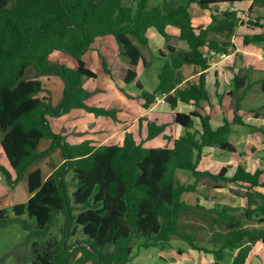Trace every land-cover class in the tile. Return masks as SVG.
Segmentation results:
<instances>
[{
    "label": "trees",
    "instance_id": "1",
    "mask_svg": "<svg viewBox=\"0 0 264 264\" xmlns=\"http://www.w3.org/2000/svg\"><path fill=\"white\" fill-rule=\"evenodd\" d=\"M0 0V146L16 179L43 154L60 149L61 161L47 176L39 168L27 172L25 201L0 207V228L11 220L19 221L28 233L26 241L44 236L63 216L60 239H48L40 246L32 244L33 259L30 264H124L135 257L133 245L138 247L171 246L173 237L185 241L190 248L211 253L213 264H246L253 246L264 243V188L261 179L264 168L251 172L238 164L231 175L229 166L217 173L200 171L198 164L203 148L217 146L229 152L237 151L230 137L232 123L240 122L234 115L231 121L216 128L209 116L200 112V102L209 99L202 72L197 81L187 80L183 85L182 67L198 65L207 69L208 52L227 53L233 48L231 41L237 24L234 10L211 13V23L195 26L189 11L191 3L209 8L222 2L241 0ZM264 3V0H253ZM251 6L249 7V10ZM240 23L249 28L263 29L244 34L243 43H264V15L244 16ZM178 28L177 37L186 44L185 49L166 45L167 59L151 90H140L135 98L142 109L155 103L162 95L174 109L179 101L194 105L189 113L174 112L173 120L184 128V133L172 139L171 146L146 147L137 141L131 131H125L118 143L93 144L91 139L69 143L53 130L49 121L73 108H84L96 115L117 119L118 108L88 106V95L81 83L82 77H95L85 66L82 55L98 37L112 35L125 65L124 84L135 81L140 61H146L133 39L142 46L148 45L147 30L152 27L165 39L168 26ZM212 31H222L223 38H212ZM63 50L76 59L70 67L59 61H50L49 54ZM158 53L164 55L163 50ZM102 66L111 74L107 62L100 55ZM34 69L38 74H55L63 80L62 96L55 105L45 95H39L44 84L27 76ZM35 75V76H36ZM234 77L235 89L239 86ZM124 91V89H121ZM236 109H238L236 107ZM193 117H198L200 130L195 128ZM142 118H139L141 121ZM166 123L149 121L146 137L162 134ZM44 137L50 144L37 152ZM189 173L193 180L183 182L177 172ZM0 172L12 185L8 170L0 165ZM72 174L73 190L69 189L67 174ZM207 175L225 183L245 188L246 206L242 214L223 205L215 212L214 222L223 225V231H214L211 246L200 244L191 231L181 225L182 215L191 207L182 199L184 192H194L201 176ZM201 207V206H197ZM23 214L33 218L28 222ZM244 220H256L262 226H247ZM79 230L84 236L78 246L68 243V238ZM180 252V251H179ZM264 264V262H263Z\"/></svg>",
    "mask_w": 264,
    "mask_h": 264
},
{
    "label": "rangeland",
    "instance_id": "2",
    "mask_svg": "<svg viewBox=\"0 0 264 264\" xmlns=\"http://www.w3.org/2000/svg\"><path fill=\"white\" fill-rule=\"evenodd\" d=\"M123 1L125 3L131 2L130 0ZM151 1L157 2L158 0ZM256 8L263 10L264 4H256ZM196 14L199 16H206L207 11L196 12L194 13V16ZM242 18H244V15L240 14L237 24H240L239 20H242ZM211 35L215 38H219L223 37L224 34L212 31ZM148 38L149 44L147 46H142L133 39V42L143 54L147 66H143L142 63H140L137 69L136 80L128 85L123 83L125 67L123 58L119 54L118 44L115 38L112 35H107L95 39L91 45V49L87 50L82 55V60L85 63V66L95 73V77H82L81 85L88 92V95L85 98L86 105L104 108H111L113 106H122L126 108L127 106H131L133 110L137 109L138 112L143 111L138 103V99L135 98L140 92L136 86V81H139L145 90L151 91L156 85L157 74L163 62L167 59L166 53H164V55L158 53L160 48L158 46L159 43L157 38H161V35L149 28ZM162 40L163 43L165 42L161 47L162 50L166 49V45L169 42L177 43L175 39L169 37L166 39L163 38ZM247 50L248 54L244 55L241 60L244 65H248L249 63V65L253 67L251 73L255 77H259V72L256 70L255 65L260 67L264 65V60L261 59L264 55V43H252L247 47ZM258 54H260L261 58H259ZM100 55H102L107 62V67L111 74L105 72ZM49 60L53 62L59 61L70 67H75L77 64L76 59L63 50L51 52L49 54ZM36 74L37 73L34 69H30L27 72V76H33L44 84L45 89L39 95H45L48 97V101L51 104H57L62 96L64 85L62 78L55 74ZM120 88H123L124 91ZM263 104L264 89H257L256 106H261ZM261 112L264 114V109H261ZM123 114H127V112L124 111ZM109 120L115 125L114 121L108 116L96 115L84 108H75L69 112L63 113L59 117H52L49 119L53 130L63 135L69 143L87 139L88 136H90V139H93V144L95 145L111 142L120 143L122 141V132L120 128L123 126H118L119 129L117 130L119 131L114 136L108 138L112 134V130L106 125L111 124ZM149 121V118H144L142 120L145 131L146 124ZM118 123L120 122L118 121ZM262 125H264V123ZM241 129L243 130V135L235 131L232 133V137L237 141L242 137H246L245 133L252 130L246 126H241ZM159 140H162V138L158 137L155 140L149 141L146 146L155 147L156 145H159L157 144ZM49 144L50 139L44 137L39 142L36 149L37 152H43L48 148ZM225 152L228 156L231 155L229 151L225 150ZM60 161L61 153L60 149L57 148L50 154H43V156L34 162L27 171H24L20 178L16 179V173L14 169L9 166L0 147V165L8 170L11 180L14 181L13 184L10 185L4 177V174L0 172V183L4 187V191L0 189V207L8 208L9 216L14 218L9 203L11 201L12 203L25 201L29 196L26 180L27 172L31 169L39 168L41 174L45 176L58 166ZM177 173L181 181H192V176L189 173L183 171ZM67 180L69 183V189L73 190L74 185L71 173L67 174ZM201 181L205 183L204 187L200 184L203 191L202 193H205V195L213 194L216 196L215 199L211 202L210 206L206 205L197 207L200 206L198 202L194 200L197 192H184L181 197L184 201L188 202L191 207L182 215L180 222L185 231H191L194 233L196 240L199 241L200 244L210 247L212 245L210 241L212 240V234L214 231L224 230L223 225H218L214 222V218L217 214L211 210H220V208L225 205L232 208L230 211L231 213L237 215L242 214L246 206V196L244 188L228 185L222 180L213 179L207 175H203ZM214 185H221L220 187H223V189H221V191H215ZM204 202H207L206 198L204 199ZM21 218L28 222L34 221L33 218L28 217L27 214H23ZM62 223L63 216L57 215L56 222L50 227L46 235L35 236L26 241V235L28 232L22 228L19 221L11 220L7 225L0 228V264H30L33 259V251L31 249L32 244L35 243V246H40V244L48 239H60L62 236ZM244 224L249 227L263 225L256 220H244ZM83 238L84 236L77 229L67 241L70 245L75 247L80 245ZM141 240L142 239H136L135 244L133 245V253L135 254V257L124 264H213L214 262V257L211 253L194 250L190 248L185 241L176 237L172 238L171 246L166 247H138V243L141 242ZM181 253L183 254L182 257L178 255ZM255 254H257L258 258L256 256L253 257L255 260L253 262L254 264L260 262L261 259L264 258V245L261 246ZM84 264L92 263L87 261ZM220 264H223V262H220Z\"/></svg>",
    "mask_w": 264,
    "mask_h": 264
},
{
    "label": "crops",
    "instance_id": "3",
    "mask_svg": "<svg viewBox=\"0 0 264 264\" xmlns=\"http://www.w3.org/2000/svg\"><path fill=\"white\" fill-rule=\"evenodd\" d=\"M253 2H254L253 0H241L233 3L222 2L215 5H211L209 8H201L196 3L193 2L189 6V11L192 17V22L195 26H207L212 21L211 13L221 14V12L227 10H234L236 11L237 17H239L240 14L248 17L253 14L264 15V9L262 10L256 8V4H264V3H259V2L253 3ZM250 6L251 9L249 10ZM199 11H207V15L199 16L198 14H196L194 16V13ZM150 28L153 29L155 32H157L154 28L152 27ZM262 30L263 29L259 27L249 28L245 24L243 25L242 23L236 24L235 32L231 39L233 43V48L231 50H229L227 53H215L211 51L208 52L207 57H208L209 66L207 69L201 70V68L198 65L195 66L185 65L182 67L183 81L180 83V85H183L187 80L197 81L198 76L202 72H204L205 87L208 91L209 99L207 101L200 102L199 110L201 113L207 114L209 116V123L212 126V128H216L222 125L225 120L231 121L235 114L236 116H238L240 120V122L232 123L231 125L232 129L230 133V137L235 143L237 147V151L230 152L231 155L228 156V154H225L226 153L225 150L217 146L204 147L200 162L198 164V169L200 171H209L211 173H217L221 169V167L229 166L227 169V174L231 175L239 163L243 164L246 167V169L251 172H254L256 169L264 168V125H262L264 123V114L261 112V109H264V104L261 106H256L257 89H264V65L261 67L255 65L256 70L259 72L258 73L259 77H255L251 73V69L253 67L249 65V63H248L249 67L248 65H244L243 61L241 60L243 59L244 55L248 54V50H247L248 46H250L252 43H261V42H251L248 44H244L243 35L257 33ZM148 31L149 29L147 30V36H148ZM167 31L169 33L168 37L175 39V41L177 42V43L169 42L167 45L174 46L177 49L186 48V44H184V42H182L176 36L178 32V28L176 26H172V25L168 26ZM217 32L223 33L222 31H217ZM209 36L213 38L211 32ZM163 38L164 37L162 35L161 38H157V41L159 43L158 46L160 49L165 43V42L163 43L162 40ZM220 38L223 37H219L218 39ZM163 51L165 53L167 52L166 49ZM258 56L259 58H261L260 54H258ZM261 59L264 60V55ZM140 63H142V65L144 66L143 62L140 61L138 67ZM235 76H238V78L240 79L238 81L239 86L236 89L234 87V81H233ZM113 107L118 108V112L116 113L117 119L113 120L111 117H109L114 121L115 125H113L110 120L109 122L111 124H106L108 125V128L112 130V134L110 136L108 135L109 136L108 138L114 136L119 131L117 130L119 129L118 126H123L122 128H120L122 132V140H123L124 132L126 130L131 131L134 134L135 139L137 141H142L144 146H146L149 141L155 140L158 137H161L162 140H159L157 144L159 145L161 144L160 146H171L172 139L177 138L184 133V128L179 123H176L173 120L174 112L189 113L195 108L194 105L192 104L179 101L176 107L172 109L170 105L164 100V97L160 101L155 102L147 110L143 109L142 112H138L137 109L133 110L131 106H127L126 108L122 106H113ZM236 107L238 109H236ZM124 111H126L127 114H123ZM139 118H142V120L144 118H149L150 121H155L157 123H166L165 130L162 132V134L158 136H155L153 138H147L146 137L147 131H145V127L142 124V120L139 121ZM193 119H194L195 128L200 130L201 128L199 125L198 117H193ZM118 121L120 123H118ZM241 126H246L247 128H250L252 130L245 133L246 137H242L239 141H237L232 137V133L233 131H235L243 135V130L241 129ZM87 139H90V136H88ZM91 140L93 141V139ZM111 143H116V142H111ZM159 145H156L155 147H158ZM202 177L203 176H201V178ZM201 178L197 184L196 191H194L197 192V195L195 196L194 200L197 201L200 206H206V205L210 206L211 202L215 199L216 196H214L213 194L205 195V193H202L203 191L201 189V186L204 187L205 183L201 181ZM261 179H264V173L262 174ZM227 184L234 185V187H238V188L241 187L238 184H233V183H227ZM214 186H215L214 187L215 191H221V189H223V187H220L221 185L220 186L214 185ZM0 189L4 191V187L2 186L1 183H0ZM256 189L264 192L263 187H256ZM205 198L207 200L206 203L204 202ZM12 204L14 203H12L11 201L9 205L11 206ZM263 245H264L263 242H259L253 246V249L251 250V253L247 259L246 264H252L255 261L253 257L254 256L257 257V254L255 253ZM182 253L178 255L182 257L183 256ZM263 262H264V258H262L260 262H256L255 264H263Z\"/></svg>",
    "mask_w": 264,
    "mask_h": 264
},
{
    "label": "built area",
    "instance_id": "4",
    "mask_svg": "<svg viewBox=\"0 0 264 264\" xmlns=\"http://www.w3.org/2000/svg\"><path fill=\"white\" fill-rule=\"evenodd\" d=\"M164 96H155V102H157V101H160L162 98H163ZM217 264H220V263H217Z\"/></svg>",
    "mask_w": 264,
    "mask_h": 264
}]
</instances>
